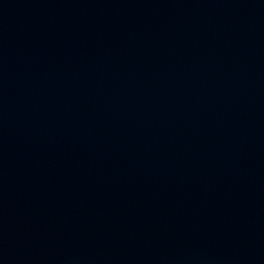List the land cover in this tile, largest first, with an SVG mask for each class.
Instances as JSON below:
<instances>
[{"label":"water","instance_id":"water-1","mask_svg":"<svg viewBox=\"0 0 264 264\" xmlns=\"http://www.w3.org/2000/svg\"><path fill=\"white\" fill-rule=\"evenodd\" d=\"M0 264H264V0H0Z\"/></svg>","mask_w":264,"mask_h":264}]
</instances>
